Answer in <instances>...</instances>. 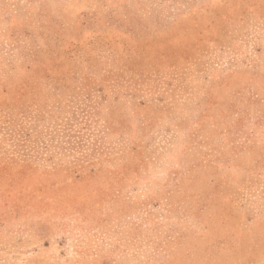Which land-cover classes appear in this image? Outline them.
I'll return each instance as SVG.
<instances>
[{
    "label": "rangeland",
    "instance_id": "obj_1",
    "mask_svg": "<svg viewBox=\"0 0 264 264\" xmlns=\"http://www.w3.org/2000/svg\"><path fill=\"white\" fill-rule=\"evenodd\" d=\"M0 264H264V0H0Z\"/></svg>",
    "mask_w": 264,
    "mask_h": 264
},
{
    "label": "trees",
    "instance_id": "obj_2",
    "mask_svg": "<svg viewBox=\"0 0 264 264\" xmlns=\"http://www.w3.org/2000/svg\"><path fill=\"white\" fill-rule=\"evenodd\" d=\"M74 144L71 145V147L69 148L70 150L74 149ZM83 147V146H82ZM78 149H80L81 147H77Z\"/></svg>",
    "mask_w": 264,
    "mask_h": 264
}]
</instances>
